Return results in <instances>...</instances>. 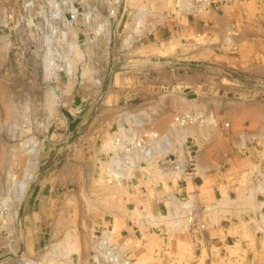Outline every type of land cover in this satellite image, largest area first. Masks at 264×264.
Instances as JSON below:
<instances>
[{
	"label": "rangeland",
	"instance_id": "rangeland-1",
	"mask_svg": "<svg viewBox=\"0 0 264 264\" xmlns=\"http://www.w3.org/2000/svg\"><path fill=\"white\" fill-rule=\"evenodd\" d=\"M244 1L218 2L187 15L183 0H123L119 15L112 18L105 0H0V264L31 259L39 264H99L106 233L111 236L104 247L116 246L133 264H190L209 246L223 254L227 264H257L256 250L264 245V198L254 179L264 169V79L257 77L264 73V62L254 49L258 34L249 31L264 32V0ZM71 5L81 15L74 24L77 34H68V42L93 38L89 31L100 23L109 27V49L106 34L98 37L106 47L98 67L107 79L96 97H57V88L69 91L74 83L62 72L58 80L45 77V53L54 51L53 42H66L64 18L56 12L65 14ZM142 5L151 11L147 32L132 36L131 50H115L129 37ZM219 5L224 22L204 26L205 19H198L211 18ZM223 24L228 28L224 35L214 31L208 37L201 30ZM244 31L245 40L239 37ZM132 63L145 64L126 67ZM259 64L263 67L256 69ZM206 70L211 75L221 71L231 80L227 84H241L245 93L229 92L228 99L218 93H193L192 76ZM49 90L53 93L47 97ZM241 104L245 115L237 124L234 113ZM144 108L161 129L180 112L211 111L213 126L222 121L230 138L210 144V179L204 178L199 189L204 195L210 187V209H199L192 223L186 217L177 222L163 202L171 191L186 187L191 173L202 175L196 165L200 147L193 146V139L187 149L195 161L182 180L160 177L156 185L138 174L118 183L107 174L105 149L110 146L105 144L119 131L124 112ZM228 108L229 114L220 115ZM237 128L248 130L239 144L232 135ZM189 129L187 134H192ZM32 148L37 153L29 152ZM27 172L33 178L19 202L18 184ZM188 180L187 189L194 193L198 187ZM32 191L38 203L33 212L26 208ZM209 227L207 243L204 233Z\"/></svg>",
	"mask_w": 264,
	"mask_h": 264
},
{
	"label": "built area",
	"instance_id": "built-area-1",
	"mask_svg": "<svg viewBox=\"0 0 264 264\" xmlns=\"http://www.w3.org/2000/svg\"><path fill=\"white\" fill-rule=\"evenodd\" d=\"M236 1L239 0H183L184 8L182 10L187 15H196L210 9L218 2ZM122 2L123 0H105L109 17L117 18ZM56 13L58 18H64V30L66 32H63L62 35L66 42L64 45L59 41L52 43L54 51L51 52L53 56L50 65L51 67L53 65L59 75L62 72L69 84L73 82L74 88L69 91L57 88L55 94L57 97H96L100 94V88L105 85L107 79L106 74L98 67L102 51L106 48L103 43L100 44L98 37L103 35L106 29L100 23L89 31L90 35H94L93 38L86 37L82 43L68 42L67 37L70 34H77L74 30V24L81 14L74 5H71L70 10L65 14L60 10ZM85 15L86 19L90 17L87 13ZM137 18L138 15L136 16L134 27L129 30V37L131 35L144 36L147 32L148 21L142 24L137 21ZM60 37L58 36L57 39ZM110 42L111 40L109 41L108 49L111 47ZM112 49L114 50L115 47L113 46ZM117 49L126 52L131 50L132 47L125 39L115 50ZM79 53H82V57L77 59ZM43 60L44 66H46L45 57ZM142 64L145 63H132L126 65V67L134 69L138 68L136 65L140 66ZM89 72L91 73L89 74ZM54 78L56 80L60 79L56 76ZM213 118V112H205L200 108H194L178 113L166 128L161 129L151 123L155 120V117L147 112L145 108L138 111L124 112L119 131L112 136L110 147L105 149L107 150V160L105 161L107 174L118 183L124 180H132L138 174L156 185L160 182V177L182 180L190 174L191 165L195 161L192 151L187 149L188 140L195 139L194 135L187 134L188 129L192 126H210L215 122V118ZM254 179L257 191L264 198L263 168L254 174ZM175 203L178 204L176 205ZM163 205L166 211L171 212L173 219L182 221L186 217L190 223L197 220L198 210L194 203L190 200L182 201L174 191L169 193ZM262 218L264 219V214ZM262 222L264 221L262 220ZM201 227H204V225L201 224ZM107 247H102V250L99 249L97 256L99 264H133L131 258L121 253L123 251H116V246L108 249Z\"/></svg>",
	"mask_w": 264,
	"mask_h": 264
},
{
	"label": "crops",
	"instance_id": "crops-1",
	"mask_svg": "<svg viewBox=\"0 0 264 264\" xmlns=\"http://www.w3.org/2000/svg\"><path fill=\"white\" fill-rule=\"evenodd\" d=\"M247 2H252L254 0H245ZM244 1V2H245ZM211 18H199L198 20L201 22L202 19H205L206 22H204V26H207L206 23L209 22H214L216 24H220L223 23V19L226 17V14L222 13L221 11V7L220 5L217 6L216 8L213 9V11L211 12L210 15ZM203 23V22H202ZM225 24V23H224ZM223 24V27L218 29L216 27V29L212 28L211 29H207L206 27H203L204 29H201L203 32H206L208 37H210V35H214V31H217L219 34L224 35L227 31L228 28L225 27V25ZM199 30L198 28H196V31ZM259 32H255L254 30L249 31L250 34H258V37L255 38V53L257 55L258 58L263 59L264 62V32L263 29L258 30ZM199 32V31H197ZM247 32L244 31L242 32L241 35H239V37H241L243 40L247 39ZM241 57V56H240ZM258 67L262 68L263 64H259L256 69H258ZM264 69V67H263ZM208 70L204 71V72H198L197 74L192 76V83H193V87L194 90L192 91L195 94H205L208 93L210 94V96L212 95V93H218L220 95H223L224 98L228 99V94L229 92H237L239 94H242L243 92L245 93V86H232L230 83L227 84L226 80L231 81L230 78H227L226 75L224 73H222L221 71L216 72L215 75H211V71L207 72ZM257 75V74H256ZM214 76V77H213ZM260 77H257V80L259 78H263L264 79V73L262 75H259ZM216 77V78H215ZM218 77V78H217ZM263 79H259L260 81H263ZM238 82L240 83V81L238 80ZM197 99V98H196ZM198 107H200L199 104H197ZM242 104L238 107V109H236L237 111H235L234 114H237V118L236 122L237 124H241L240 120L243 118V116L245 115L243 112H241L240 110L242 109ZM230 110L228 108V111H223L222 114L220 115H225V114H229ZM241 129H236V131L232 132V135L234 136L233 139L234 141H236V143L239 144V142L245 138H247L245 133H248V130H242ZM189 131L192 133L191 135H194L195 139L193 142V146L197 147L199 146V161L197 162L196 165H199L202 170H200V172L202 173V175H199L198 172H193L191 173V176H187L186 178V187H182L178 190H175V193L178 194L179 198H185L186 200L191 197L193 199H191L190 201H192L194 203V205L196 206L197 210L199 209H203L206 208L210 209V187L208 188V191H206V193L204 195L201 194V191L199 190L200 187H202L205 183L206 179H210V144H213L214 141L223 138V139H229L228 135L226 136L225 134V129L222 126V121H220V123L216 126H213V124L210 125V128L208 130L206 129H201V128H191L189 129ZM200 135L202 138L198 137L197 140V136ZM207 138V139H206ZM188 178H191L192 183L194 184V186L198 187V190L196 189L194 193H192V191H188ZM34 194L35 192L32 191L31 192V199H29V202L27 203L26 208H29V210H31L33 212V210H36L37 207V200H34ZM161 202V201H160ZM159 209V206H158ZM161 210V209H160ZM204 238L206 240L207 243H210V227L209 229L206 230V232L204 233ZM263 245V244H262ZM203 250L200 251V253L192 259L190 264H227L226 260L224 259L225 256L223 254H220L215 251L212 250V247H208L207 249V253L204 254L202 252ZM255 260H257V264H264V245L260 246L255 253Z\"/></svg>",
	"mask_w": 264,
	"mask_h": 264
},
{
	"label": "bare ground",
	"instance_id": "bare-ground-1",
	"mask_svg": "<svg viewBox=\"0 0 264 264\" xmlns=\"http://www.w3.org/2000/svg\"><path fill=\"white\" fill-rule=\"evenodd\" d=\"M135 0H128V2H134ZM54 5V4H53ZM57 9H60L59 8V6H57L56 7ZM182 8H184V5H183V3H182ZM150 13H151V11L148 9V7L147 6H144V5H142V6H140V9H139V14H138V18H137V21H139L140 23H142V24H144V22L145 21H147L146 19L148 18V15H150ZM104 24H108V23H104ZM102 27L103 28H105L104 27V25H103V23H102ZM106 30H105V36H106V38H105V41H106V47H107V44L109 43V35H110V33H109V27H107L106 26V28H105ZM132 36L133 35H131L130 37H128L127 39H126V42L127 43H129L130 42V40L132 39ZM47 41H48V38H47ZM180 52V51H179ZM52 56H53V54L51 53V51H47L46 53H45V62H46V66H45V77H49V76H51V75H54V76H56V77H58L59 76V73H58V71H54V70H52V68H50L51 67V63H50V61L52 62ZM53 71V72H52ZM50 93L52 94L53 93V90H52V92H51V90H49V91H47V97L50 95ZM50 97V96H49ZM214 119V118H213ZM33 146H34V144H33ZM106 146H110V144H105V147ZM34 148V147H33ZM33 148L29 151V152H32V154H33V152H34V154L35 153H37V148H35L34 149V151H33ZM28 173V172H27ZM33 178V175H32V173H28V174H26L24 177H23V179L22 180H20L19 182H20V186H19V184H18V189H19V193H17V197H18V201L19 202H22L24 199H25V197H26V194H27V191H28V189H29V184H30V181H31V179ZM17 183V182H16ZM17 189V188H16ZM227 199V198H226ZM225 199V200H226ZM229 199V198H228ZM228 199H227V201H228ZM226 203V202H225ZM219 207V206H218ZM217 207V208H218ZM214 208H216V207H214ZM222 208V207H221ZM18 208L16 209V211H15V213H14V215L13 216H16V214H18ZM215 210V209H214ZM220 211H221V209H220ZM14 212V211H13ZM138 212V211H137ZM199 212V211H198ZM151 214V213H150ZM157 215V214H156ZM151 216V215H150ZM152 216H153V214H152ZM146 218V217H145ZM151 218V217H150ZM160 218H164L163 216H160ZM166 218V217H165ZM185 219V218H184ZM149 220V219H148ZM160 220V219H159ZM173 220V219H172ZM158 221V220H157ZM177 221V220H176ZM183 221V220H182ZM182 221H180V222H182ZM172 222V221H171ZM178 222V221H177ZM175 223V222H174ZM173 224V223H172ZM179 224H177V226H178ZM174 226H176V225H174ZM110 234L108 235L107 233H106V235L104 236V238H103V241L101 242V246H103L104 247V245L103 244H107V243H109V241H110ZM62 243H63V241H61L59 244H55V246H53V252H56L57 250H59L60 249V247L61 246H59V245H62ZM65 245H68L67 243L65 244ZM108 245V244H107ZM121 252V251H120ZM32 260V259H31ZM31 260H28V261H25L24 260V262H22L23 264H26V262H29V264L30 263H32V264H39V262L38 261H31Z\"/></svg>",
	"mask_w": 264,
	"mask_h": 264
}]
</instances>
